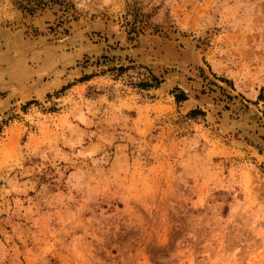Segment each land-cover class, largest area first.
<instances>
[{"label": "rangeland", "instance_id": "rangeland-1", "mask_svg": "<svg viewBox=\"0 0 264 264\" xmlns=\"http://www.w3.org/2000/svg\"><path fill=\"white\" fill-rule=\"evenodd\" d=\"M261 89L264 0H0V264H264Z\"/></svg>", "mask_w": 264, "mask_h": 264}, {"label": "trees", "instance_id": "trees-1", "mask_svg": "<svg viewBox=\"0 0 264 264\" xmlns=\"http://www.w3.org/2000/svg\"><path fill=\"white\" fill-rule=\"evenodd\" d=\"M84 79H87V78H84ZM152 79L155 81L154 76H152ZM155 82H157V81H155ZM138 85L141 88H143V89L152 86V84L151 83H148L147 81L140 82ZM177 90L178 89L174 90V92H175L174 93L175 100L178 101V102L181 101V100H185L186 99V96H185L184 92L180 91V92L176 93ZM263 90L264 89H261V91H260V93H259V95L257 97V101H264ZM201 113L202 112L200 110H192L190 112V115H197V114H201ZM263 115H264V111H263Z\"/></svg>", "mask_w": 264, "mask_h": 264}]
</instances>
